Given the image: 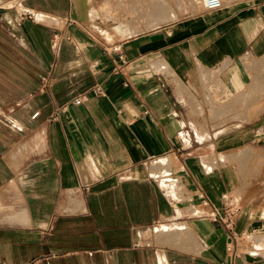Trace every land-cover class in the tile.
<instances>
[{
  "label": "crops",
  "instance_id": "obj_1",
  "mask_svg": "<svg viewBox=\"0 0 264 264\" xmlns=\"http://www.w3.org/2000/svg\"><path fill=\"white\" fill-rule=\"evenodd\" d=\"M200 3L109 47L72 0L3 14L0 264H264V0Z\"/></svg>",
  "mask_w": 264,
  "mask_h": 264
},
{
  "label": "rangeland",
  "instance_id": "obj_2",
  "mask_svg": "<svg viewBox=\"0 0 264 264\" xmlns=\"http://www.w3.org/2000/svg\"><path fill=\"white\" fill-rule=\"evenodd\" d=\"M188 1H193L191 2L192 8H190L191 6L189 8L173 7V4L176 3L170 0L167 1V4L163 0H158V2L157 0H72V15L80 26L92 35L96 41L109 47L127 37L122 35L123 32L119 30L120 27L127 31L129 26L136 33L155 28L153 27V19L150 18V13H163V8L166 5L168 15L172 17L159 26L186 16L201 8V0ZM151 4H158L159 7L152 9ZM158 19L160 17L156 18L154 22ZM246 97L244 103L240 105V113L248 112L247 114L257 115L260 111L258 109V102L261 96L249 95ZM236 109V106L232 107L230 105V99H228L225 100V103L220 109V113L225 117L228 115L227 118H229L230 113L233 111L236 112ZM242 117L247 120L250 116Z\"/></svg>",
  "mask_w": 264,
  "mask_h": 264
},
{
  "label": "built area",
  "instance_id": "obj_3",
  "mask_svg": "<svg viewBox=\"0 0 264 264\" xmlns=\"http://www.w3.org/2000/svg\"><path fill=\"white\" fill-rule=\"evenodd\" d=\"M23 0H0V20L2 19V16L5 12L13 11L15 12L18 17L23 20H34L33 14L25 10L21 7V3ZM202 5L207 10H215L222 6V0H201ZM53 44H55L53 42ZM127 65L126 58L119 53L118 54V63H116L112 69L114 73H120L124 70L125 66ZM47 81L43 82L42 87L47 86ZM90 93H92L94 96L100 97L103 95V89L100 85L95 84L90 89ZM86 97V94H79L77 96H74L70 102H67L63 104L60 109L64 110L68 103H72L75 105L81 104L83 99ZM59 109V110H60ZM58 111V110H57ZM239 211V207H237L235 204H228L225 208L224 215L220 214L215 208L211 213L212 220L214 222L221 221L223 223H226L227 225L231 223L232 218L234 215ZM229 251H231V248H228Z\"/></svg>",
  "mask_w": 264,
  "mask_h": 264
},
{
  "label": "bare ground",
  "instance_id": "obj_4",
  "mask_svg": "<svg viewBox=\"0 0 264 264\" xmlns=\"http://www.w3.org/2000/svg\"><path fill=\"white\" fill-rule=\"evenodd\" d=\"M159 7V6H158ZM162 7V6H161ZM162 12V11H161ZM158 13V12H157ZM47 18V17H46Z\"/></svg>",
  "mask_w": 264,
  "mask_h": 264
}]
</instances>
